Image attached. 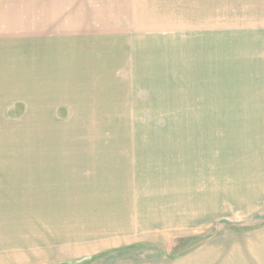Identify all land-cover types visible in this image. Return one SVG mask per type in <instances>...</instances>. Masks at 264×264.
Here are the masks:
<instances>
[{
	"label": "rangeland",
	"instance_id": "rangeland-1",
	"mask_svg": "<svg viewBox=\"0 0 264 264\" xmlns=\"http://www.w3.org/2000/svg\"><path fill=\"white\" fill-rule=\"evenodd\" d=\"M0 76V264H217L264 226V0H0Z\"/></svg>",
	"mask_w": 264,
	"mask_h": 264
},
{
	"label": "crops",
	"instance_id": "crops-1",
	"mask_svg": "<svg viewBox=\"0 0 264 264\" xmlns=\"http://www.w3.org/2000/svg\"><path fill=\"white\" fill-rule=\"evenodd\" d=\"M67 70L68 69L63 68L62 70L57 71L56 68H51V70H48V76H46V78H48L49 76H53L48 80L54 81V76H56V74H66L68 73ZM23 74H25L24 89L27 90L30 88V85H26L25 83H30L33 78V72L31 70L25 72L24 70ZM1 78L2 77L0 76V79ZM2 80L7 82L9 78H2ZM1 82L3 81L0 80V83ZM14 87L12 86V89H15ZM23 96H21V98H23L24 100L30 98L27 95H25L24 97ZM234 240L235 239H231V243H229L225 247L222 246L220 248V245L216 246L217 252L215 254V259L217 261V264H221L219 260H221L222 258L225 261L223 264H264V226L251 234L241 236L240 238L238 237L237 242H233ZM251 258L253 259V261L251 260Z\"/></svg>",
	"mask_w": 264,
	"mask_h": 264
}]
</instances>
